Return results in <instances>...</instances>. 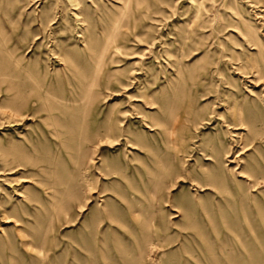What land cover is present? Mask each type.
Masks as SVG:
<instances>
[{"label":"rangeland","instance_id":"1","mask_svg":"<svg viewBox=\"0 0 264 264\" xmlns=\"http://www.w3.org/2000/svg\"><path fill=\"white\" fill-rule=\"evenodd\" d=\"M0 264H264V0H0Z\"/></svg>","mask_w":264,"mask_h":264}]
</instances>
